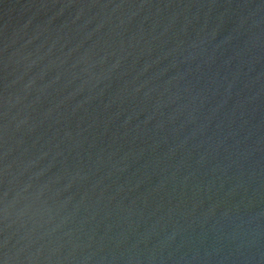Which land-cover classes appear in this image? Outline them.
Wrapping results in <instances>:
<instances>
[{
  "label": "water",
  "instance_id": "obj_1",
  "mask_svg": "<svg viewBox=\"0 0 264 264\" xmlns=\"http://www.w3.org/2000/svg\"><path fill=\"white\" fill-rule=\"evenodd\" d=\"M0 264H264V0H0Z\"/></svg>",
  "mask_w": 264,
  "mask_h": 264
}]
</instances>
